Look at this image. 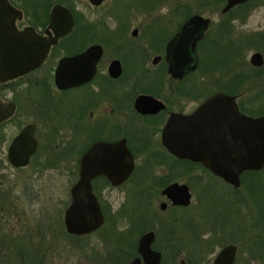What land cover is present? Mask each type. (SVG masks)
<instances>
[{
  "label": "flooded vegetation",
  "instance_id": "obj_1",
  "mask_svg": "<svg viewBox=\"0 0 264 264\" xmlns=\"http://www.w3.org/2000/svg\"><path fill=\"white\" fill-rule=\"evenodd\" d=\"M7 1L20 13L14 23L29 51L39 43L48 49L37 66L0 79V101L13 104L0 119V262L13 242L31 244L32 260L47 264L64 236L79 240L103 233L116 240L113 255L106 258L117 263L126 256L125 264H144L139 241L152 233L150 249L159 254V264H215L227 247H233L231 259L222 256L217 264H264V166L242 171L235 186L165 143L174 141L181 148L183 131L189 128L183 115H191L216 93L233 96L242 113L259 116L247 111L242 100L250 83L244 72L231 79H216L214 73L217 64L226 73L241 67L240 49L247 39L261 42L264 26L250 28L246 22L264 7V0H245L225 13L221 9L228 0H124L121 15L115 13L120 0ZM218 4V23L197 11ZM156 7L165 11L152 14ZM196 14L208 19L205 27L188 24ZM155 25L158 34L151 30ZM216 45L226 48L218 50L223 54L215 61ZM75 56L80 61L64 64L59 80L61 61ZM249 64L262 69L264 56L262 65ZM203 123H196L197 134ZM27 125H33L35 146L26 164L17 166L9 151ZM93 145L97 173L90 184L103 223L90 233L74 234L67 230L65 212L81 161ZM67 152L74 157L64 159ZM126 152L133 163L130 171ZM69 161L78 167L77 176L62 222L55 225L53 208L43 200L40 171ZM215 180L230 190L218 192ZM182 186L189 193L187 203L177 201L184 195ZM119 197L127 200L126 206L123 201L115 207ZM204 204L207 209L199 213ZM123 213L128 223L119 229L114 219ZM26 246L14 249L19 264H27Z\"/></svg>",
  "mask_w": 264,
  "mask_h": 264
},
{
  "label": "water",
  "instance_id": "obj_2",
  "mask_svg": "<svg viewBox=\"0 0 264 264\" xmlns=\"http://www.w3.org/2000/svg\"><path fill=\"white\" fill-rule=\"evenodd\" d=\"M91 1L99 3L102 0ZM243 1L245 0H228L221 12L225 13ZM3 2L4 4L0 6V79L18 75L37 66L48 49L47 44L39 43L36 51H29L26 44L23 43L24 35L22 36L18 32L14 23L20 13H17L7 0H3ZM58 7L55 6L53 9L52 23L55 22L54 16L57 14ZM190 23L205 27L208 19L196 14L190 18L188 24ZM249 60L255 66L263 64V56L260 52H253ZM79 61L80 56L61 61L59 66L61 78L58 79L63 80L64 64L78 63ZM80 79L77 78L76 83ZM12 110V103L4 104L0 101V119L5 117L3 114L5 111ZM183 119L189 124V128L183 131L181 148H176L174 141L165 140L171 151L179 156L201 161L216 175L235 186L239 184V175L242 171L257 170L264 166V114L254 117L242 113L233 96L216 93L203 102L191 115H183ZM202 121L204 123L200 125L197 134L195 132L196 123ZM32 127L33 125L24 127L10 147V159L17 166L26 164L29 155L34 150L35 141ZM208 136L209 142H207ZM200 141L205 145L198 147L194 144ZM96 147L97 145H93L82 159L79 179L71 188L72 200L65 212V223L67 230L74 234L90 233L103 223V216L90 184L91 179L97 173V168L93 164ZM126 158L130 159L126 171H130L133 163L131 155L127 152ZM126 175L124 174L122 178ZM182 187L184 195L177 201L187 203L189 193L185 186ZM151 240L152 233L143 235L139 241V251L144 264H159V254L150 249ZM232 249L233 247L225 248L216 258L215 264L220 261L222 256L228 255L230 258ZM131 264H138V261Z\"/></svg>",
  "mask_w": 264,
  "mask_h": 264
},
{
  "label": "rangeland",
  "instance_id": "obj_3",
  "mask_svg": "<svg viewBox=\"0 0 264 264\" xmlns=\"http://www.w3.org/2000/svg\"><path fill=\"white\" fill-rule=\"evenodd\" d=\"M136 3H138V0H135ZM126 2L124 0H120L117 3V8L115 6V13L118 12L119 15H121L124 10L126 9ZM223 4V3H222ZM218 4L215 6H210L208 8H205V10H198L199 12H202L203 14L210 16L215 20V22L218 23L220 20V9L221 5ZM198 8V7H197ZM155 12L152 14H158L160 12H164L165 9L162 7H156ZM196 9V8H195ZM106 8L104 7L102 9V12L105 13ZM133 14H145L143 12L136 11ZM246 25L250 28H260L264 26V7H261L257 9L255 12L250 15L248 21L246 22ZM152 32L159 33V26L155 25L153 28H151ZM153 34V33H152ZM261 42H254L252 39H247V42L245 46H243L240 51V59H241V67H237L235 69L229 70V73H226V67H220L219 65L222 64H215L216 68L214 77L216 79L224 77L230 78L231 75L235 72H244L246 75L247 82H250L246 86V92L243 94L242 100L246 102V109L247 111H256V114L259 112L264 113V67L258 71L253 70L251 65L249 64V57L252 52L254 51H260L262 52L264 56V37L261 38ZM226 46H218L216 45L213 47V52L215 53V56H213V59L215 60L216 56H221L223 51H225ZM220 54H218L217 52ZM230 56L231 53L229 52ZM228 54V55H229ZM208 56H211V53L208 54ZM233 56V54H232ZM231 56V58H232ZM221 63H225L227 61V57L220 58ZM219 60V61H220ZM230 60V59H229ZM235 60V59H234ZM233 60V63H234ZM216 61V60H215ZM217 59V62H219ZM231 63V65L233 64ZM224 66V65H222ZM213 67H215L213 65ZM220 67V68H219ZM219 70V71H217ZM225 73V74H221ZM223 77V78H224ZM227 78V79H228ZM231 79V78H230ZM260 82V83H258ZM74 105H76L74 103ZM252 113V114H253ZM9 132H11L10 129H8ZM75 146L77 149L79 148V144L76 143ZM66 153V156L64 159H67L69 157H74L73 153ZM77 169L73 163V161L61 162L60 164H56L54 166L49 167L48 169H45L43 171H40L41 177V184L45 187V193H44V202H47V206L53 208L54 212V221L56 225V220L58 222H62L63 218V211L67 203L69 202L70 195H69V188L71 184L75 181V178L77 176ZM40 176V175H39ZM216 184V190H219L220 193H225L230 190L229 187L224 185L219 180H215ZM244 191H247V188L244 189ZM48 196V199L46 198ZM125 201V206L127 205V200H125L122 197L114 199V205L115 207L121 206V203ZM159 200H157L155 203L158 204ZM123 203V204H124ZM207 209V206L204 204L198 209L199 213L204 212V210ZM255 209V208H253ZM112 214V213H110ZM113 216L114 215H110ZM112 218V217H110ZM118 218V219H117ZM117 218L115 216L114 222L117 224V227L119 229L125 228L126 224L128 223V217L126 216V213H123L122 215H117ZM110 220V219H109ZM58 228L55 230L57 231ZM59 230V229H58ZM116 240H113L112 238H107L104 236L103 233H93L90 235H87L86 237H82V239H74L72 237L64 236L62 240H59L56 242V245L53 247V252L51 253L50 261L47 262V264H125L127 262L126 256L117 263H114L110 261L108 258H106V255H113L114 251V243ZM23 242H13L10 243L12 245H7L6 248L8 251L7 256L3 257L2 262L0 264H19L17 249L20 246H26L25 244H21ZM20 245V246H19ZM31 244L27 245L24 251V261L27 264H37L34 262V259L32 260V253H31ZM16 251H15V250ZM33 261V262H32Z\"/></svg>",
  "mask_w": 264,
  "mask_h": 264
},
{
  "label": "trees",
  "instance_id": "obj_4",
  "mask_svg": "<svg viewBox=\"0 0 264 264\" xmlns=\"http://www.w3.org/2000/svg\"><path fill=\"white\" fill-rule=\"evenodd\" d=\"M261 114H264L263 111L262 112H259V113H255L254 115H261Z\"/></svg>",
  "mask_w": 264,
  "mask_h": 264
}]
</instances>
